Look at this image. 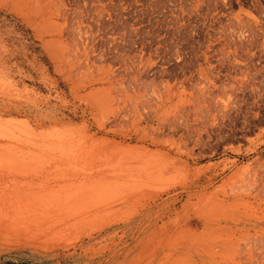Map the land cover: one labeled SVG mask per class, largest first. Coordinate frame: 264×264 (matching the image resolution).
Here are the masks:
<instances>
[{
  "label": "rangeland",
  "instance_id": "1",
  "mask_svg": "<svg viewBox=\"0 0 264 264\" xmlns=\"http://www.w3.org/2000/svg\"><path fill=\"white\" fill-rule=\"evenodd\" d=\"M0 264H264V0H0Z\"/></svg>",
  "mask_w": 264,
  "mask_h": 264
},
{
  "label": "bare ground",
  "instance_id": "2",
  "mask_svg": "<svg viewBox=\"0 0 264 264\" xmlns=\"http://www.w3.org/2000/svg\"><path fill=\"white\" fill-rule=\"evenodd\" d=\"M43 207V206H42Z\"/></svg>",
  "mask_w": 264,
  "mask_h": 264
}]
</instances>
